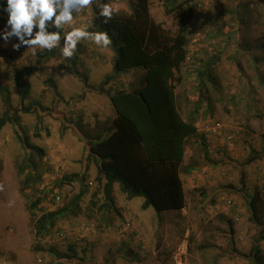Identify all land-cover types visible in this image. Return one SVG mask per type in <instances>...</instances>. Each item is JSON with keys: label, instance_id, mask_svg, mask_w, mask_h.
<instances>
[{"label": "rangeland", "instance_id": "rangeland-1", "mask_svg": "<svg viewBox=\"0 0 264 264\" xmlns=\"http://www.w3.org/2000/svg\"><path fill=\"white\" fill-rule=\"evenodd\" d=\"M109 1L115 10L129 12L126 0ZM136 1L133 0V4ZM188 1L196 16L194 28L190 29L189 55L202 62L214 56V51L223 55L216 70L219 89L212 90L211 96H204L200 102L204 130L207 131L212 121L221 120L229 130L239 133L235 143L224 150L226 155L216 153L209 162L202 152L204 140L190 139L186 163L191 160L187 165L197 169L181 176L186 207L161 218L153 209H142L143 198L128 200L117 184L114 186L115 207L120 216L112 212L105 220L99 210L104 190L103 183L98 182V167L92 162L87 167L84 164L87 144L82 137L88 133L102 134L105 126L98 121L105 120L101 118L102 108L111 110L108 95L138 86L141 72L114 76V52L110 46L99 47L86 38L78 42L71 58L63 57L60 47L63 35L70 31L69 25L64 26L61 45L55 47V55L39 63L38 53L46 49H37L36 55H32L27 46L19 50L12 48L17 42L16 37L6 45L0 39V117L11 111L18 122L8 123L0 132V264H174L178 254L187 264H255L249 253L259 239L260 230L252 222L248 201L251 195L264 197V113H260V109H264V89L248 78L255 75L247 55L239 51L234 60L226 56L230 51L237 52L239 40L264 38V0L241 2L255 10L251 18L245 17L244 13L240 15L241 29L247 32L245 39L241 32L230 34V28L238 21L227 13L238 9L241 0ZM150 3L153 18L174 33L176 26L165 14L164 0H150ZM84 9L73 11L76 26H80L84 18L91 26L92 4ZM0 16L4 18L0 21V31H3L7 16L3 12ZM251 21L253 23L247 29ZM229 35L234 39L230 40ZM237 60L243 67L242 75ZM69 66L81 76L73 75ZM21 68L32 69V74L24 77V82L30 86L24 101L21 88L15 82V70ZM192 75L186 86L197 102L200 88ZM249 89L257 93L253 91L248 95ZM177 93L181 115L188 120L192 117L191 107L181 97L183 89L179 88ZM232 97H237L240 104L232 102ZM246 104L253 107V112L247 111ZM219 107L228 119L253 118V124H250L255 134L253 142L246 135L241 136L247 130L245 123L235 124L238 122H229L216 115ZM110 120L112 125V115ZM91 125L95 126L92 128ZM20 136L42 150L41 159L40 152L26 147ZM251 158H257L259 164H247ZM32 159H40L42 176L39 184L32 186L44 190L48 196L39 206L42 212L63 208L86 190L76 215L57 220L45 238H38L35 230L36 219L42 212L30 213V189L23 188L30 170L26 168L25 173L20 172V167ZM216 162L219 164L212 165ZM84 171V183L78 178L62 180ZM203 182L208 183L207 188L201 186ZM202 193H205L204 198ZM41 194L35 193V196ZM57 196L59 203L54 204L52 200ZM122 219L131 220L132 227L126 230L127 233L125 226L119 228ZM131 231L136 235H126ZM260 243L264 250V239Z\"/></svg>", "mask_w": 264, "mask_h": 264}, {"label": "trees", "instance_id": "trees-1", "mask_svg": "<svg viewBox=\"0 0 264 264\" xmlns=\"http://www.w3.org/2000/svg\"><path fill=\"white\" fill-rule=\"evenodd\" d=\"M126 1L129 12L116 10L108 24H104L102 18L97 15L98 9L93 3L94 18L88 28L89 32L105 30L109 32L112 38L110 48L114 52V76L132 71L141 72L138 86L108 95L116 113L113 122L114 130L104 128L101 131L103 134L96 132L90 135L88 133L86 137H82L87 144L84 164L87 167L90 162L95 163L99 172L98 182L103 183L104 200L99 206V210L105 220L112 212L120 216V212L115 207L114 186L117 184L128 200L143 198L142 209L145 211L153 209L159 218L167 212L182 211L185 209L187 201L181 176L184 173H191L193 169L190 166L184 167L188 141L193 137H198L201 141L204 140L202 150L208 162L212 155L210 146L218 153L227 150L225 142L213 144L210 137L199 136L195 121L193 119L185 120L181 115L179 95L177 94L181 73L186 76L187 80L191 74L196 77V83L200 88L199 100L194 107L197 115L202 107L200 102L203 101L204 96H211L212 90L219 89L215 66L222 55L214 51V56L203 62L198 61L197 57L189 55L190 29L194 28L192 25L196 17L190 2L188 0H164L165 14L173 19L176 26L175 32L172 33L153 18L150 0H137L135 4H133V0ZM242 1L238 2L240 6L238 9H232L227 13L232 15L235 22L238 21L230 28L232 29L230 34L234 33L235 35L241 32L245 39L247 32L241 29L243 24L240 15L244 13L245 17L251 18L255 10H250L241 4ZM106 2L110 3L109 0ZM4 15L7 16L6 13ZM3 19V16H0V21ZM252 23L251 21L246 28L248 29ZM235 28L237 31H234ZM228 37L230 40L234 39L233 35ZM236 45L237 52L230 51L227 59L234 60L239 51L247 55L255 75L252 76V79L249 76L248 78L264 87V38L261 37L255 41L247 38L242 42L239 40ZM54 49L39 52L37 63L54 56L56 53ZM236 65L242 75L243 67L240 61L237 60ZM68 69L76 77L81 76V73L73 70L72 66H69ZM31 74L32 69L29 68L15 70V82L21 88L23 101L30 92V86L24 82V77ZM105 81H108V78ZM253 91L249 89L248 95H252ZM231 99L237 105L240 104L237 97ZM246 106L247 111L253 112V107L250 104H246ZM212 110L214 111L213 106ZM260 113L262 115L264 110ZM215 122L221 123L219 120H214L212 124ZM8 123L18 124L15 114L11 111L0 117V132ZM225 132L232 135L239 133L237 131L234 133L226 128ZM20 140L34 152H40L41 159L42 150L29 144L21 136ZM39 160H29V164L25 163V166L20 167L21 173H25L26 168L30 170L24 180L23 188L24 190L30 189L31 203L28 208L33 215L38 211L42 212L39 206L48 197L46 193L44 194V190L40 191L37 187L32 186L36 183L39 184L42 177L39 173ZM256 160L258 159L251 158L247 164H253ZM215 164L219 163L216 162L212 165ZM74 178H78L84 183L85 171L79 175L65 176L62 180L72 181ZM85 191L83 190L81 194L75 196L63 208L42 212L35 222L36 236L45 238L57 220L67 215H76V210L80 207ZM47 192L50 191L47 190ZM35 193L43 194L37 197ZM201 196L204 198L205 193H202ZM52 201L57 204L55 199ZM93 204L95 206V203ZM248 205L252 222L260 230L259 239L252 245L249 256L255 264H264V250L260 243L261 239H264V197L260 194L251 195ZM127 224L132 227L131 220L122 219L119 228L121 229ZM231 233H235L233 227H231ZM129 234L135 236L136 232L131 231L126 235ZM71 250L73 251V249Z\"/></svg>", "mask_w": 264, "mask_h": 264}, {"label": "clouds", "instance_id": "clouds-1", "mask_svg": "<svg viewBox=\"0 0 264 264\" xmlns=\"http://www.w3.org/2000/svg\"><path fill=\"white\" fill-rule=\"evenodd\" d=\"M93 3L98 9L97 15L102 18L104 24H108L116 10L106 0H0V12L7 14L4 30L0 31V39H3L6 45L12 37H16L17 42L12 44L14 50L27 46L32 55H36L37 49L52 50L61 45V33L64 26L69 25L70 31L63 35L60 47L63 57L71 58L78 42L85 38L99 47L107 48L112 44L107 30L89 32L88 26H76L73 22V11L80 12ZM219 122L224 124L221 120ZM224 125L228 129V126ZM236 135L235 133L234 143ZM205 136L210 137V140L225 142L214 138L207 131ZM216 153L217 150L214 149L212 155Z\"/></svg>", "mask_w": 264, "mask_h": 264}, {"label": "crops", "instance_id": "crops-1", "mask_svg": "<svg viewBox=\"0 0 264 264\" xmlns=\"http://www.w3.org/2000/svg\"><path fill=\"white\" fill-rule=\"evenodd\" d=\"M83 10H85V9H83ZM73 22L75 23L76 21L73 19ZM82 25H86V26H88L89 27V25L90 24H88V21H87V18H84V20H83V22H82V24L80 25V26H82ZM226 58H227V56H226ZM223 62V61H222ZM217 66H218V63L216 64V68H217ZM217 70V69H216ZM186 83H188L187 82V78H186V76L183 74V73H181V80H180V82H179V84H180V86L178 85V87H177V92H179V88H181V89H183V94H182V99H185V101H187V104H189L190 105V107H191V109H190V113H191V115H192V117H189V119H193L194 121H195V125H196V127H197V130H198V135L199 136H202V138H205V130H204V128H205V123H204V121H203V119H202V117H201V115H200V113L198 112V114L196 115V113H195V111H194V107L196 106L195 104H196V101L194 100L195 98L190 94V92H189V90H188V87L186 86ZM260 89V88H259ZM262 89H264V87L262 88ZM178 94V93H177ZM179 95V94H178ZM107 100H109V103H111V101H110V99L107 97ZM198 100H199V98H198ZM207 102V101H206ZM208 103V102H207ZM179 104H180V99H179ZM217 105H218V103L216 104V108H217ZM111 110L109 109V110H105L104 108H102V112H101V118H104L105 120H100V121H98V123H100L101 125H103V126H105V128H109V129H111V131H113L114 130V127H113V124L111 125V120H110V117H111V115H112V118H113V122H114V120H115V118H116V113H115V110H114V108H113V106H112V104H111ZM264 108V107H263ZM233 110H234V108H232ZM205 111H206V108L204 109ZM262 110H264V109H261V111ZM216 112V111H215ZM216 115L220 118V119H225V120H228L229 122H234V121H236V122H238V123H235V124H240V123H245L246 125H247V130H246V132L243 134H241V136H247V138H251V141L250 142H253L252 141V139L254 138V136H255V134H253V127H251V125L250 124H253L252 123V119L253 118H249V119H242V120H238V119H236V118H230V119H228V118H226V115H224V113H223V111H221L220 110V107H219V109H218V111H217V113H216ZM228 121H227V123H228ZM96 124H97V122H96ZM230 125V124H229ZM95 125H92V127H94ZM231 126V125H230ZM103 134V133H102ZM190 141V140H189ZM188 141V142H189ZM210 141H212L213 143H218V141H215V140H210ZM197 143V142H196ZM189 148V147H188ZM187 148V146H186V153H185V160H184V167H187L188 165L187 164H190V161L188 162V163H186V155H187V152H189L190 150ZM227 149V148H226ZM203 152V151H202ZM226 153V151H222L221 153H218L217 152V154H222V155H226L225 154ZM228 153V152H227ZM203 156H205L204 154H203ZM206 160V159H205ZM207 161V160H206ZM256 163H258V162H260L259 160H256L255 161ZM255 163V164H256ZM259 164V163H258ZM190 167H192L193 169H192V172H195L196 171V169H197V167H193V166H191V165H189ZM222 167V166H221ZM221 167H219V168H221ZM253 167V166H252ZM220 170V169H219ZM252 171V170H251ZM201 186H203V187H205V188H207L208 187V183H205V182H203L202 184H201ZM202 189V188H201ZM204 190H202L201 192H203ZM171 214V213H174V212H167V213H165L164 215H167V214Z\"/></svg>", "mask_w": 264, "mask_h": 264}, {"label": "built area", "instance_id": "built-area-1", "mask_svg": "<svg viewBox=\"0 0 264 264\" xmlns=\"http://www.w3.org/2000/svg\"><path fill=\"white\" fill-rule=\"evenodd\" d=\"M207 132L215 137L216 139H220V140H224L226 146L228 147L229 145L234 144V135L226 133L225 132V125L222 123H213L211 125L208 126L207 128ZM210 149L212 150L213 153V148L210 146ZM229 149V148H228ZM60 200V197L57 196L55 201L58 204ZM131 226L129 224H127L125 226V231L128 230ZM63 235V233H62ZM174 264H187L184 260H183V256L181 254H178L174 257Z\"/></svg>", "mask_w": 264, "mask_h": 264}]
</instances>
